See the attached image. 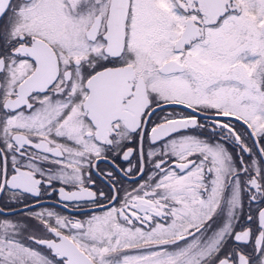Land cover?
Instances as JSON below:
<instances>
[{"label": "snow or ice", "instance_id": "1", "mask_svg": "<svg viewBox=\"0 0 264 264\" xmlns=\"http://www.w3.org/2000/svg\"><path fill=\"white\" fill-rule=\"evenodd\" d=\"M0 264H264V0H0Z\"/></svg>", "mask_w": 264, "mask_h": 264}]
</instances>
